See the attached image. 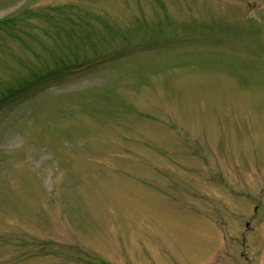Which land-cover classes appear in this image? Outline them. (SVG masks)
<instances>
[{"label":"rangeland","instance_id":"obj_1","mask_svg":"<svg viewBox=\"0 0 264 264\" xmlns=\"http://www.w3.org/2000/svg\"><path fill=\"white\" fill-rule=\"evenodd\" d=\"M0 264H264V0H0Z\"/></svg>","mask_w":264,"mask_h":264}]
</instances>
